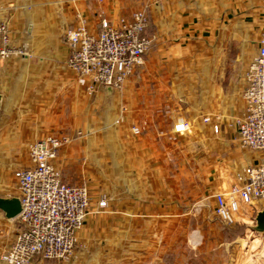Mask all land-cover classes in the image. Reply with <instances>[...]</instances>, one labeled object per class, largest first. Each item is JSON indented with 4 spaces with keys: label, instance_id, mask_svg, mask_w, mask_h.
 Wrapping results in <instances>:
<instances>
[{
    "label": "crops",
    "instance_id": "0c3cea01",
    "mask_svg": "<svg viewBox=\"0 0 264 264\" xmlns=\"http://www.w3.org/2000/svg\"><path fill=\"white\" fill-rule=\"evenodd\" d=\"M149 2L147 32L156 38L124 99L134 108L128 116L134 125H117L118 93L101 86L87 92L89 80L67 66L64 35L78 12L98 31L100 13L116 21ZM0 19L9 23L14 46L29 52L0 59L1 147L12 153L47 133L70 136L55 160L63 180L90 188L91 210L106 186L111 225L119 231L127 221L151 217L166 225L170 215L176 224L184 204L168 198V190L176 195L186 186L196 201L215 205L217 193L242 184L245 169L261 162V151L241 145L237 119L246 107L245 73L264 31V0H0ZM178 123L186 130L178 132ZM262 209V201L242 202L236 223L255 221ZM1 218L12 221L2 210ZM262 234L255 241H264ZM238 264H264V253L250 248Z\"/></svg>",
    "mask_w": 264,
    "mask_h": 264
},
{
    "label": "built area",
    "instance_id": "2783aa9c",
    "mask_svg": "<svg viewBox=\"0 0 264 264\" xmlns=\"http://www.w3.org/2000/svg\"><path fill=\"white\" fill-rule=\"evenodd\" d=\"M163 1L151 0V3ZM149 5L150 2L118 22L100 13L98 31H93L84 14L78 12L77 24L65 32L70 49L67 65L89 80L90 93L98 86L123 92L130 77L145 64V54L156 38L147 32ZM18 53L20 49L13 44L9 24L0 19V59ZM245 81L246 107L237 119L239 140L243 147L263 154L261 162L245 169L242 184L234 185L229 193L215 195L217 215L230 224L236 223L242 202L264 203V31L258 54L246 70ZM176 130H186V124L178 123ZM215 130L218 131V126ZM133 131L140 132L138 127ZM67 141L47 135L28 146L31 164L17 173L22 211L15 219L23 227L3 254L6 264H28L36 256L69 259L74 252L79 232L92 210L88 187L66 183L56 165L58 152ZM105 204L101 202V206Z\"/></svg>",
    "mask_w": 264,
    "mask_h": 264
},
{
    "label": "rangeland",
    "instance_id": "374dc122",
    "mask_svg": "<svg viewBox=\"0 0 264 264\" xmlns=\"http://www.w3.org/2000/svg\"><path fill=\"white\" fill-rule=\"evenodd\" d=\"M86 19L88 21L87 17ZM119 19L113 22H118ZM64 41H66L65 35ZM18 49H20V53L13 56L29 53L27 49ZM70 71L75 75L74 77H80L71 69ZM126 87L127 84L123 92L116 91L120 99L119 123L117 125H134L128 118L134 108H130L124 100ZM87 92H89L88 89ZM122 107H126V109L122 110ZM98 116H100L99 111ZM135 123V125H141L140 121ZM56 126L61 127V125ZM134 127L138 126H132V131ZM139 130V133H134V131L133 133L139 135L141 129L139 128ZM47 135L67 139L64 146L72 139L70 136H60L55 132L47 133L45 136ZM33 141L24 140L17 151L11 153L10 147L3 150L2 147L6 145V142L0 140V170L5 167L8 169L5 176H0V196L19 195L17 173L30 166L27 144ZM105 164L108 176L103 183L107 184L110 182L111 161H107ZM100 189L102 191L96 195L98 198L96 197L97 200H94L92 214L89 215L85 226L79 232L78 242L72 256L63 260L36 256L28 264H33V261L34 264H238L239 257H242L250 248L264 253V241H255L259 237V233L253 228L256 225L255 221L234 224L225 222L217 215L216 202L214 205L213 199L199 197V201H196L195 193L191 192L189 188L186 189V186H183V189L179 187L174 189V191H178L176 195L175 192L172 193L168 190V198L172 197L175 200L177 197L184 204L182 215H179L182 218L176 224H170V215L167 217L166 225L162 221L160 223L157 218L151 217L150 220L145 219L146 223L139 220L140 222L129 225L127 221L125 222L127 225H123V231H119L117 226L112 227L111 193L105 190L106 186L100 185ZM102 201L106 202L103 206H101ZM151 212L153 213L154 210ZM124 217L128 218V216ZM22 227L19 219L11 222L4 218L0 219V264H6L2 259L3 254L14 243Z\"/></svg>",
    "mask_w": 264,
    "mask_h": 264
},
{
    "label": "water",
    "instance_id": "95a60500",
    "mask_svg": "<svg viewBox=\"0 0 264 264\" xmlns=\"http://www.w3.org/2000/svg\"><path fill=\"white\" fill-rule=\"evenodd\" d=\"M0 210L8 219H15L22 211V203L19 196H0ZM256 225L253 227L258 233H264V209L259 211L255 218Z\"/></svg>",
    "mask_w": 264,
    "mask_h": 264
}]
</instances>
